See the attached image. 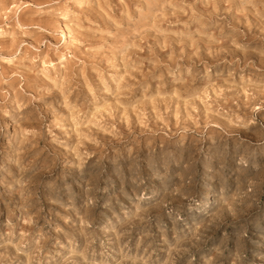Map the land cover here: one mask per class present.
I'll return each mask as SVG.
<instances>
[{
    "label": "clouds",
    "instance_id": "clouds-1",
    "mask_svg": "<svg viewBox=\"0 0 264 264\" xmlns=\"http://www.w3.org/2000/svg\"><path fill=\"white\" fill-rule=\"evenodd\" d=\"M95 2L33 0L0 43L36 77L0 97V264H264V0H116L85 28ZM45 32L64 60L25 65Z\"/></svg>",
    "mask_w": 264,
    "mask_h": 264
},
{
    "label": "rangeland",
    "instance_id": "rangeland-1",
    "mask_svg": "<svg viewBox=\"0 0 264 264\" xmlns=\"http://www.w3.org/2000/svg\"><path fill=\"white\" fill-rule=\"evenodd\" d=\"M33 0H0V27L7 24L8 28V37L5 41H0V43H7L9 48L12 47L13 42L15 40V33L12 31L13 24L15 21H19L20 23H25L27 19L34 18L32 17V13L34 9L30 7L32 5ZM7 4V8L3 5ZM70 7H72L70 5ZM118 8H122L121 5L116 4V0H96L95 4L88 8L85 11V16L87 19L83 17V27H89V22L92 25L100 23L102 20L109 22V17L113 19L118 18ZM73 11L79 14L82 9L77 5ZM38 19V17H35ZM66 21L61 20L59 24V30L63 32V40L64 43L68 42L69 39V29L65 26ZM74 27V26H73ZM101 27L103 25L101 24ZM79 31V29H76ZM18 31V30H17ZM49 31H54L53 29H49ZM42 38L46 43H44L43 47L40 48L39 55L41 56V60L37 61L34 59V51H29V60H25V65H28L30 62L38 64L40 68H43L45 64L50 60L52 65L55 67L57 63V58L60 60H64V56L60 55L64 52V48L60 45V42L56 35H49L48 32L42 34ZM25 43L31 42L33 44V49H35L38 45L36 44L35 40L29 41L28 37H25ZM162 40V38H161ZM151 43V41L149 42ZM55 46V50H54ZM174 47H178V45H174ZM25 49L21 48L20 53L24 54ZM47 57V60L43 59ZM17 68L15 66V62L11 64H3L0 67V97L6 96L8 101L11 103L14 100H18V98L23 95L29 94V85L32 83L33 80L36 79L34 73L27 72V70L19 71L17 75ZM11 77V87L9 84L3 83L4 80ZM40 79H43L41 76ZM79 80L81 84H92L93 80L98 82L99 76L96 72L91 71L88 68H85L83 71L80 72ZM19 89V91H17ZM26 111V109H25ZM171 127V125H169ZM6 207H4L5 216L8 214L9 208H12V205L5 201ZM14 211V209H13ZM47 211V209H45ZM62 211V210H61ZM43 215V213H42ZM62 223V221H61Z\"/></svg>",
    "mask_w": 264,
    "mask_h": 264
}]
</instances>
